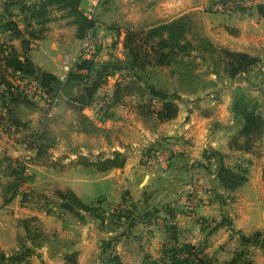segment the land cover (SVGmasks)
I'll list each match as a JSON object with an SVG mask.
<instances>
[{
  "label": "crops",
  "instance_id": "crops-1",
  "mask_svg": "<svg viewBox=\"0 0 264 264\" xmlns=\"http://www.w3.org/2000/svg\"><path fill=\"white\" fill-rule=\"evenodd\" d=\"M94 1L81 0L79 9L86 17V7H95ZM209 1L120 0L117 36L104 28L102 16V23L93 20L103 39L95 73L105 78L94 98L112 99L116 86L128 88L103 121L94 103L80 107L72 101L82 86L67 81L66 64L73 62L82 40L76 39L70 19L52 16L44 37L31 41L28 52L0 29V48H13L21 64L26 58L64 84L49 108L40 99L33 100L34 106L11 104L0 85V264H66L69 255H75V264H171L170 251L182 245L193 247L207 264H231L237 254L247 264H264L259 243L264 238V163L230 148L242 125L231 112L233 94L250 90L264 106V19L256 8L215 14ZM28 2L1 0L0 20L13 16L24 33L22 15L12 3ZM182 17L190 22L191 44L246 53L257 57L258 64L234 79L208 69L197 55L177 56L167 66L143 72L121 69L129 60L123 49L125 29L149 30ZM2 67L8 81L19 70ZM159 97L177 106L174 119L159 122L152 114L138 113L137 104L152 98V108L158 110ZM30 138L37 140L29 145ZM40 146L45 153L38 159ZM156 148L174 151L166 163L151 169L142 157ZM116 153L124 158L121 168L100 172L81 164L112 159ZM24 157L29 165L20 193L6 201L4 188L14 179L15 162ZM241 159L249 163L245 182L227 192L217 181L218 164L238 172ZM67 191L105 214L96 220L57 195ZM191 197L202 204L189 213ZM114 206L120 207V219L110 225L106 210ZM255 234L260 238L251 242ZM20 250L24 260H8Z\"/></svg>",
  "mask_w": 264,
  "mask_h": 264
},
{
  "label": "trees",
  "instance_id": "trees-1",
  "mask_svg": "<svg viewBox=\"0 0 264 264\" xmlns=\"http://www.w3.org/2000/svg\"><path fill=\"white\" fill-rule=\"evenodd\" d=\"M81 0H39L33 4L16 5L20 14L22 15V23L24 24V33H22L16 22L11 18L4 21L0 20V29L3 32H8L10 41L20 40L22 50L28 52L31 50V41L41 40L46 32V25L50 22L51 13L53 11H63V17L70 19V23L76 27L75 37L82 40L87 35L89 30L94 28V21L88 19L79 9ZM256 11L260 17L264 19V4L256 5ZM11 17V15H8ZM7 16V17H8ZM186 18L182 17L173 20L166 24L158 25L149 30H130L124 31L123 49L128 57V66L121 69L128 72H143L147 67L151 66H167L177 56H188L190 44L185 40V33L187 32ZM25 35L27 36L25 38ZM186 41V42H185ZM4 52H8L7 56ZM223 57V72L227 78L234 79L236 76L246 73L248 70L256 66L259 62L257 57L248 55L246 53L233 52L227 49H220ZM19 68L14 74L10 75V80L4 77L3 67ZM27 71L20 72V69ZM114 67V65L112 66ZM93 61L82 60L75 65V71L69 72L67 81H73L82 86V93H80L72 101L80 107H85L94 103V95L96 91L104 84L105 78L101 74L95 73ZM28 84H35L37 88L43 93L45 104L48 108L52 105V100L55 99L63 88V82L59 81L53 75L41 72L34 68L28 59L24 58L22 64L18 61V54L15 50L6 45L5 48H0V85L4 86L8 93V102L11 104L23 103L28 106H34L32 100L25 98L22 95V87ZM125 90V91H124ZM127 87L123 88L116 86L114 95L111 99V105L115 106L122 101L123 92H128ZM157 97L156 94H150ZM154 98H152L153 100ZM162 101L161 107L158 110L152 108V100L146 103L137 104V110L140 115H154L159 122H167L174 119L177 115V106L171 101L163 97H159ZM234 113L242 120L241 128L238 135L233 137L230 141V148L249 152L252 148L254 138L261 133L264 124L260 116L255 115L253 111H246L245 107L236 106ZM244 139L242 144L239 139ZM37 138H30L29 145L33 144ZM45 153L40 146L37 151V158H41ZM219 157V156H218ZM82 165L94 166L98 171L104 172L113 168H121L124 164V158L120 154H114L112 159L97 160L96 162H82ZM23 167L19 162H15V167L12 169L13 181L4 188V194L9 196L6 201L18 194V188L24 183ZM245 172H233L224 167L220 162L218 164L216 177L219 185L227 192L235 191L240 185L245 182ZM57 195L70 205L79 208L83 211H91L92 208L82 205L70 192H57ZM260 238L259 234H255L251 242H256ZM260 245H264V241L260 240ZM185 252L192 257L196 264H207L196 250L189 245H182L170 251L168 260L171 264H185L182 263L176 256L177 254ZM26 254L21 250L8 260L11 262L22 261ZM66 264H75V255L65 257ZM192 263V262H191ZM27 264V263H25ZM193 264V263H192ZM231 264H247L241 259V254H237L236 258Z\"/></svg>",
  "mask_w": 264,
  "mask_h": 264
},
{
  "label": "rangeland",
  "instance_id": "rangeland-1",
  "mask_svg": "<svg viewBox=\"0 0 264 264\" xmlns=\"http://www.w3.org/2000/svg\"><path fill=\"white\" fill-rule=\"evenodd\" d=\"M28 1L29 2L27 4H33V3L38 2L39 0L38 1L37 0H31V1L28 0ZM95 1H94L95 7L92 6V3L91 4L89 3V6L86 7V10H85L86 14L89 17H92V15H93L92 19L94 21L98 20V22L101 20V19L99 20V17L102 16L104 23H102L103 22L102 20H101L102 22L101 21L100 22L103 24L104 28L107 31H111L114 36H117V34L120 33V0H95ZM211 1L212 0L209 1V6H210ZM0 3H1V0H0ZM0 8H2V6H0ZM12 11L13 10L10 9V12H12ZM63 14H64L63 11H60V12L59 11H53L51 13V17L52 16L56 17L58 15L62 18ZM219 15H221V14H219ZM5 18L6 19H8V18L14 19L13 16H11V17L8 16ZM187 19H186V22H187L186 24H187V28L189 29L190 22H188ZM94 26H96V25H94ZM125 30H127V29H125ZM124 31H123V38H124ZM187 32L185 33V40L187 42H189V44H190L189 54L187 57L190 58L193 55L202 56L204 58V62H202L204 66H206L208 69H210L214 72H218V74L220 76L222 75L223 77L224 76L227 77L226 74L223 72L224 65H223L222 61L224 59L222 57V54L220 53L221 47H219L217 45H213L212 43H209L207 45L204 42L196 43L195 41H194V44L193 43L191 44V42L194 40V37L192 36V34L187 33ZM100 39H101V42L103 45L102 37ZM111 43H112V45H116L115 41H112ZM222 49H224V48H222ZM99 51L95 55V58L98 56ZM191 52H193V54H191ZM184 57H186V56H184ZM95 58L93 60H95ZM250 84H253V81L252 82L250 81ZM257 87H258L257 85H253V88H257ZM231 92L229 90L226 93L228 94V96H230ZM258 94H259V92H258ZM98 98H102V96L97 97V99ZM230 99H231V97H230ZM54 100L55 99H53L52 101H54ZM45 105L47 106V104H45ZM237 105L245 107L246 111H253L255 113V115L260 116V118L262 119L263 124H264V106L262 105L261 101L257 100V98H255L252 94H250V90L246 89L245 91H240L239 93L237 91L235 94H233L232 103H231V112L232 113H234V108ZM47 108H48V106H47ZM238 132L235 136L238 135ZM232 139H233V137L230 139V141ZM243 142H244L243 138L239 139L240 144H242ZM156 149H159V148H156ZM151 151H156V150L155 149H149L146 151V153L148 154V152H151ZM237 151H241V150H237ZM245 153L252 154L254 156V158H256V160L264 163V127H263L261 133L259 134V136L254 138L251 150L249 152H245ZM142 159H143L142 161L144 163L147 162L145 160V157H142ZM247 160L241 159L239 161V163H237L236 166L238 167V171H240V172H242V171L246 172L247 171L248 166H249V163L247 162ZM156 166H155V168H156ZM118 210H120L119 206L118 207L117 206L116 207L115 206L110 207V208H108V210H106V214L108 215L107 218H108V221L110 222V225H112L111 221L113 222V220L120 219V213L119 214L116 213V212H118ZM87 213H89L90 216L95 218L96 220L97 219L100 220L102 218L103 214H105L103 212V210L95 208V207H93L92 210L88 211Z\"/></svg>",
  "mask_w": 264,
  "mask_h": 264
},
{
  "label": "built area",
  "instance_id": "built-area-1",
  "mask_svg": "<svg viewBox=\"0 0 264 264\" xmlns=\"http://www.w3.org/2000/svg\"><path fill=\"white\" fill-rule=\"evenodd\" d=\"M210 7L215 14L230 16L239 11L248 12V11L253 10L256 7V2L255 0H212L210 3ZM92 17L87 16V18L90 20H93ZM100 38L101 37L96 29V26H94L92 30H89V32L84 37V39H82V45H81L80 51L76 55L73 62L71 64H66L67 65L66 67H68V73L75 71V65L82 60L94 61L93 59L95 58V55L98 53V51L102 47V42ZM22 95L29 100L33 101L36 99H40L44 101L45 103L46 97L37 88L35 84H28L22 87ZM94 104L97 109L98 120L103 121L107 117L110 108L113 107L111 105V99L107 97H102L98 99L96 98L94 101ZM155 150L156 151L148 152V154L144 153L143 155V157H145V160L147 161L145 164L151 169H154L155 166L158 164L166 163L171 158L173 151H174L171 148H159ZM19 165L23 167V170H24L23 179H25L26 168L29 165V158L24 157L23 159H21L19 162ZM22 185L23 183L18 188V193H20ZM201 204H202L201 200H199L196 197H191L189 201H187L186 203V210L189 213H192L193 209L200 206ZM118 212H120V210H118ZM260 240H259V243H260ZM261 241H264V239H262ZM261 246L264 250V245H261ZM176 258L181 262L183 261V259L188 260L186 264H192V263L196 264L193 262L192 257H190L189 254L185 252H181L177 254Z\"/></svg>",
  "mask_w": 264,
  "mask_h": 264
}]
</instances>
